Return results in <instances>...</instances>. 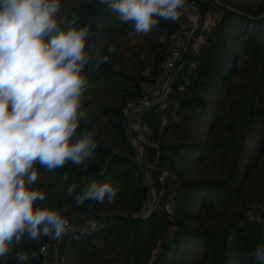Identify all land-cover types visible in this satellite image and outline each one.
I'll use <instances>...</instances> for the list:
<instances>
[{"label": "trees", "instance_id": "16d2710c", "mask_svg": "<svg viewBox=\"0 0 264 264\" xmlns=\"http://www.w3.org/2000/svg\"><path fill=\"white\" fill-rule=\"evenodd\" d=\"M189 1L198 15L197 27L163 99L140 117L144 156L153 165L149 169L158 193L157 205L150 214L142 218L126 214L143 209L152 186L136 158L139 152L126 134L124 108L144 94L145 86L159 82L168 38L185 22L184 14L176 22L161 20L153 28L159 34L165 31L166 37L146 39L142 47L146 60L137 57L127 61V69L114 68L108 59L98 68L95 61L85 65L89 84L82 99L92 105L94 100L87 94L96 89L98 78L106 76L122 82L114 83L111 90L116 95L98 105L96 114L82 102L87 116L80 121L73 141L85 132L92 133L97 143L94 158L80 166L66 162L51 172L39 163L34 165L39 179L31 187L46 193V198L34 206L56 209L69 221L95 211L124 212L84 220L76 237L65 233L58 243L59 264H145L151 256V264H258L251 253L257 245H264V208L250 214L252 207L242 204L232 211L223 208L215 218L211 213L240 187L239 178L249 169L244 171L241 163L245 136L256 121L264 125V108H256L251 102L245 115L242 110V118H237L240 111H229L232 118L228 110L221 109L230 91L231 110L247 95L248 84L231 83L241 72L250 74L258 94L264 90V1L220 0L245 14L214 0ZM211 13L218 16L207 28L204 22ZM74 14L79 17L76 27H89V56L99 53L101 57L105 42L134 28L131 21L121 23L118 15L99 0H85L71 8L68 19ZM211 96L221 100H210ZM208 103L218 108L217 113ZM209 168L221 175L213 177ZM171 178L178 181L177 187H168ZM91 182L118 187L115 201L89 200L77 207L75 195ZM73 184L75 191L69 195L68 188ZM168 194L173 202L171 211L165 207ZM258 200L264 201L261 197ZM50 238L31 240L25 233L19 243L13 242L6 256L0 257V264H42L39 248ZM18 252L27 254L28 259L17 261ZM73 254L76 257L70 259Z\"/></svg>", "mask_w": 264, "mask_h": 264}, {"label": "clouds", "instance_id": "9594fccd", "mask_svg": "<svg viewBox=\"0 0 264 264\" xmlns=\"http://www.w3.org/2000/svg\"><path fill=\"white\" fill-rule=\"evenodd\" d=\"M99 2L121 23L133 22L138 34H148L161 20L178 21L185 8V0ZM60 8V0H0V257L25 233L31 240L60 238L68 226L56 209L34 206L46 198L43 190L31 187L39 179L34 165L49 172L66 162L80 166L94 158L97 148L90 132L73 137L87 116L82 111L89 84L84 67L95 61L98 68L108 57L89 56V27H76L75 14L58 17ZM75 187L69 186V195ZM118 194L111 183L91 182L74 199L79 207L89 200L113 203ZM251 255L264 264V245ZM15 259L28 256L18 252Z\"/></svg>", "mask_w": 264, "mask_h": 264}, {"label": "rangeland", "instance_id": "374dc122", "mask_svg": "<svg viewBox=\"0 0 264 264\" xmlns=\"http://www.w3.org/2000/svg\"><path fill=\"white\" fill-rule=\"evenodd\" d=\"M85 0H61V8L58 13V17L61 18H67L68 19V11L73 7L80 6ZM264 1V0H263ZM228 4V3H227ZM256 4L253 3L252 6ZM231 5V4H230ZM234 6V5H233ZM186 12L183 10V14L185 17V22H183L180 25V28L173 33L168 39H170V44L168 46L167 51L171 49L174 42L178 39L184 40L185 43H188L192 34L194 33L197 24H198V15L195 12V7L189 0H185V8ZM218 16V13L216 14H209L204 22L205 27L209 28L215 21L216 17ZM62 27H67V25H62ZM123 34L121 36L114 35L112 39H109L107 42H105L103 45L105 46L104 51L101 53V57L105 56L104 52L107 53L108 60L111 61V64L114 68H122L127 69V61H135L137 57H139L142 61L146 60L145 53L143 51V45L146 42V39L149 36L158 37L162 40L166 37V32L163 31L161 34H159L157 31L152 29L151 32L148 34H138L134 28L129 29L126 32H122ZM198 41L201 39L198 38ZM187 45V44H186ZM107 46V47H106ZM109 48L113 49V51L109 52ZM186 49V47H185ZM184 49V50H185ZM182 50L180 54L184 51ZM179 54V56H180ZM250 75V74H249ZM247 73L241 72L237 77L231 79V83H246L248 84L247 87V95L243 96V99L240 102H235L233 104L231 110L228 108V105L231 101V95L233 92L230 93L229 96L226 98V101L224 103V106H222V110H228V114L233 118V116L230 114V112L234 111H240L237 118H242L244 109V115L246 112V109L250 102L253 104L256 108H264V90H261L258 94V88L255 90V85L251 83L252 79L250 78ZM121 82L117 79H112L108 77H100L98 78V82L96 84V89L89 90L87 94V98H92L94 100V104L92 105L87 100L82 99V102H86V108L88 110H91L93 114H96L98 105L100 106L101 103L111 100L115 95V91H112L111 88L114 85V83ZM122 83V82H121ZM161 86V83H155L150 84L148 86H145L144 88V96L151 97L155 94L156 88L159 89ZM146 88L148 90H146ZM147 92H146V91ZM219 97H212L210 100H215ZM249 98V101L245 102ZM221 98H219V101ZM218 101V102H219ZM210 108H214V104L208 103ZM216 113L218 111V108L215 106ZM230 111V112H229ZM91 113V116H92ZM131 127V126H130ZM139 133V131L137 132ZM145 140L144 133L142 131L141 139H133L132 143L136 149L137 152H139L140 148L142 147V142ZM245 143H244V153L241 156V163L243 170L247 171V174L243 178H239L240 181V187L235 192L233 197L229 198L228 201H220L218 203V210L211 213V218L218 217L222 213V209L225 207H228L229 211H232L234 208L246 204H249L252 209L250 214L257 212L259 209L264 208V201H259L258 197L261 200H264V125L261 124L259 121H256L248 134L245 136ZM210 174L213 177L220 176L221 174L218 173V171L214 168H209ZM149 180L148 176H146ZM150 182V180H149ZM178 181H176L174 178L170 179L169 188L170 187H177ZM161 193V192H160ZM159 193V194H160ZM171 194H168L165 198V207L168 211H171L173 208V202L171 199ZM157 190L151 188V195L148 199L145 201L148 204L143 205V209L139 213V215H147L149 211L156 207L157 205ZM155 200V204L153 201ZM151 203V205H149ZM70 220V219H66ZM209 221V220H208ZM70 222V221H69ZM224 225V223H222ZM72 227H67L66 232L70 231ZM72 236L71 233H68ZM60 239V238H59ZM59 239L57 244L59 243ZM49 242L51 243L50 247V253L47 257H44V261L42 264H56L55 263V238L47 239L44 241V243ZM42 245V244H41ZM41 247V246H40ZM40 249V248H39ZM76 255L73 254L70 259L75 258ZM153 257L148 260L145 264H151ZM98 264V263H96Z\"/></svg>", "mask_w": 264, "mask_h": 264}, {"label": "water", "instance_id": "95a60500", "mask_svg": "<svg viewBox=\"0 0 264 264\" xmlns=\"http://www.w3.org/2000/svg\"><path fill=\"white\" fill-rule=\"evenodd\" d=\"M216 1L217 3L219 4H222V5H226V6H229L230 8L232 9H235L237 11H240L242 12L243 14H245V12H243L242 10H240L239 8L233 6V5H230V4H227L223 1H220V0H214ZM184 12H186L185 9H183ZM261 16H264V13L261 15ZM186 50V49H185ZM185 50L180 54V56L174 61V63L167 69L165 75H164V83H163V88L161 89V94H163L164 92V89H165V86L168 85L172 75L174 74L175 70H176V66L180 60V58L183 56ZM161 96V95H160ZM160 96H158V98L149 103L148 105L142 107L141 109H137V111H134L133 113H131V115H128L125 119V130H126V134L128 136V139L131 141V143H134L133 142V139L135 137V135L133 134L132 130H131V127H130V122L132 121V119H135V118H138V117H141L143 114H145L147 111H149L151 108H153L154 106H156V104L158 103V101L160 100ZM139 153H140V165L143 169V171L146 173V175L148 176L149 180H150V183H151V186L152 188L155 190V185H154V181H153V178L151 176V171L148 167V164H147V161L145 159V156H144V148L143 146L140 148L139 150ZM153 203L155 204V200L153 201ZM153 210V208L149 211L148 214H150V212ZM102 214H114V215H122L124 214V212H121V211H117V210H102V211H95V212H91V213H88V214H84L80 217H77L76 219H74L72 221V225H79L81 224L84 220L86 219H89L91 217H95V216H98V215H102ZM127 215L129 216H132V217H135V218H142L146 215H139V214H135V213H130V212H127L126 213ZM147 214V215H148ZM58 239L59 238H55V244H56V249H55V263L56 264H59V254H58Z\"/></svg>", "mask_w": 264, "mask_h": 264}, {"label": "built area", "instance_id": "2783aa9c", "mask_svg": "<svg viewBox=\"0 0 264 264\" xmlns=\"http://www.w3.org/2000/svg\"><path fill=\"white\" fill-rule=\"evenodd\" d=\"M186 44L184 42V40L182 39H178L174 42L173 46L171 47V49L167 52V54L165 55V58L163 60V62L161 63V74H159V81H161L167 71V69L174 63V61L179 57V54L182 50L185 49ZM152 99L151 97L148 96H144V95H140L137 96L135 99L130 100L129 102L126 103L125 108H124V114L126 116H128L131 112L132 109H141L142 107L148 105L149 103H151ZM139 161H140V153L139 155L136 157ZM148 164V167H152V164ZM148 204L146 201L144 202V205ZM151 205V203L149 204ZM67 221V227H72L70 229V231L67 230L68 233H71L73 237H76V230L78 228L79 225H72V221ZM66 232V231H65ZM51 243L46 242L43 243L39 249V252L44 256L47 257L49 255L50 251V246Z\"/></svg>", "mask_w": 264, "mask_h": 264}, {"label": "crops", "instance_id": "0c3cea01", "mask_svg": "<svg viewBox=\"0 0 264 264\" xmlns=\"http://www.w3.org/2000/svg\"><path fill=\"white\" fill-rule=\"evenodd\" d=\"M158 83H161V86L159 87V89L156 88V92H155V94H154L153 96H151V99H152L151 102L155 101V100L158 98V96H160V95H161V96H160V100L158 101V103L163 99L164 92H165V90L167 89V87H168L170 81H169L168 85L165 86V89H164L163 94H161V89H162L163 86H164V85H163V83H164V77H163V79H162L161 81H159ZM146 90H148V89L146 88ZM146 90H145V91H146ZM146 92H147V91H146ZM158 103H157V104H158ZM134 111H137V109H132L129 115H131V113H133ZM130 126H131V130H132L133 134L135 135V139H137V138H138V139H141L142 131H143V133H144V127H143V126L141 125V123H140V117L135 118V119H132V121L130 122ZM138 131H139V133H137Z\"/></svg>", "mask_w": 264, "mask_h": 264}]
</instances>
